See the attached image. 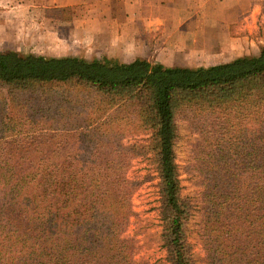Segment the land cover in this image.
<instances>
[{"label":"trees","instance_id":"1","mask_svg":"<svg viewBox=\"0 0 264 264\" xmlns=\"http://www.w3.org/2000/svg\"><path fill=\"white\" fill-rule=\"evenodd\" d=\"M178 118L201 139L206 263L264 264V47L196 67L0 50V264H138L146 156L166 260L194 264Z\"/></svg>","mask_w":264,"mask_h":264},{"label":"rangeland","instance_id":"2","mask_svg":"<svg viewBox=\"0 0 264 264\" xmlns=\"http://www.w3.org/2000/svg\"><path fill=\"white\" fill-rule=\"evenodd\" d=\"M123 10L115 0H0V50H15L43 56L76 55L88 59L107 56L124 61L142 57L168 66H209L229 61L205 59L201 55L176 58L178 53L174 54L175 51L153 48L163 36L160 27L153 29L149 34L142 30V38L147 39L149 47L145 44L140 46L138 43L137 48L133 49L130 41L123 43L126 46L113 47L110 36L107 37L104 33L109 28L127 21L128 28L130 26L132 31L147 27L142 25L144 17L130 19L133 21L131 22L127 15L125 17ZM132 24L134 27H131ZM127 31L126 38L131 35L130 30ZM165 38L167 39L168 35ZM261 47L263 46L259 49ZM159 53L160 56L161 53H173V58L162 60ZM177 126L175 154L181 193L189 199L192 206L188 242L194 264H207L200 237L204 216L202 177L198 165L201 139L184 119L178 118ZM135 140L145 141V137L138 136ZM129 175L139 182V187L132 196L135 215L131 218L127 230V233L136 239L137 262L169 264L161 238L158 176L150 157L134 158Z\"/></svg>","mask_w":264,"mask_h":264},{"label":"crops","instance_id":"3","mask_svg":"<svg viewBox=\"0 0 264 264\" xmlns=\"http://www.w3.org/2000/svg\"><path fill=\"white\" fill-rule=\"evenodd\" d=\"M115 1L123 7L125 17H144L142 25L147 27L132 31L127 21L109 28L104 33L110 36L113 47L126 46L123 43L128 41L133 49L138 43L149 47L147 39L142 38V30L149 34L155 28H161L163 36L153 48L175 51L176 58L201 55L205 59L230 61L242 55H255L260 46L264 47V0ZM128 29L131 35L126 38ZM171 54L159 53V57L165 60Z\"/></svg>","mask_w":264,"mask_h":264}]
</instances>
